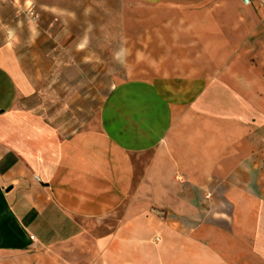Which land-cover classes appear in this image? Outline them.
I'll return each instance as SVG.
<instances>
[{
    "label": "crops",
    "instance_id": "1",
    "mask_svg": "<svg viewBox=\"0 0 264 264\" xmlns=\"http://www.w3.org/2000/svg\"><path fill=\"white\" fill-rule=\"evenodd\" d=\"M94 129L16 111L0 63V264H264V0L136 3Z\"/></svg>",
    "mask_w": 264,
    "mask_h": 264
},
{
    "label": "rangeland",
    "instance_id": "2",
    "mask_svg": "<svg viewBox=\"0 0 264 264\" xmlns=\"http://www.w3.org/2000/svg\"><path fill=\"white\" fill-rule=\"evenodd\" d=\"M174 0H0V63L32 90L16 111L64 135L94 129L126 78L122 13L136 3Z\"/></svg>",
    "mask_w": 264,
    "mask_h": 264
},
{
    "label": "water",
    "instance_id": "3",
    "mask_svg": "<svg viewBox=\"0 0 264 264\" xmlns=\"http://www.w3.org/2000/svg\"><path fill=\"white\" fill-rule=\"evenodd\" d=\"M248 2V0H245V3H247Z\"/></svg>",
    "mask_w": 264,
    "mask_h": 264
}]
</instances>
